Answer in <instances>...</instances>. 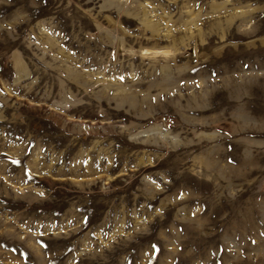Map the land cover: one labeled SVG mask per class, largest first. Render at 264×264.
Here are the masks:
<instances>
[{
	"label": "rangeland",
	"instance_id": "374dc122",
	"mask_svg": "<svg viewBox=\"0 0 264 264\" xmlns=\"http://www.w3.org/2000/svg\"><path fill=\"white\" fill-rule=\"evenodd\" d=\"M0 264H264V0H0Z\"/></svg>",
	"mask_w": 264,
	"mask_h": 264
}]
</instances>
